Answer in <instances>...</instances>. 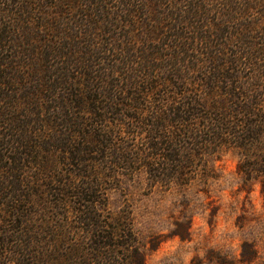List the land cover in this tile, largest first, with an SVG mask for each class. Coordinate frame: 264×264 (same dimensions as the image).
<instances>
[{"label": "trees", "instance_id": "16d2710c", "mask_svg": "<svg viewBox=\"0 0 264 264\" xmlns=\"http://www.w3.org/2000/svg\"><path fill=\"white\" fill-rule=\"evenodd\" d=\"M227 152L264 207V0H0V264H141L106 191Z\"/></svg>", "mask_w": 264, "mask_h": 264}, {"label": "rangeland", "instance_id": "374dc122", "mask_svg": "<svg viewBox=\"0 0 264 264\" xmlns=\"http://www.w3.org/2000/svg\"><path fill=\"white\" fill-rule=\"evenodd\" d=\"M238 160L225 153L206 187L149 191L142 173L119 176L103 214L129 216L141 264H264L262 197L257 185L241 190Z\"/></svg>", "mask_w": 264, "mask_h": 264}]
</instances>
